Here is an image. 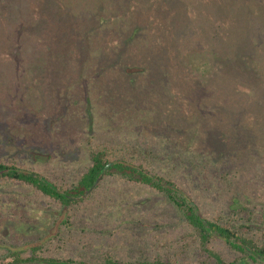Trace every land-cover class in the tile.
I'll return each mask as SVG.
<instances>
[{"label": "rangeland", "instance_id": "374dc122", "mask_svg": "<svg viewBox=\"0 0 264 264\" xmlns=\"http://www.w3.org/2000/svg\"><path fill=\"white\" fill-rule=\"evenodd\" d=\"M4 1L0 37L11 38L20 29L25 35L18 43L41 51L49 38L47 43L66 58L63 77L68 82L61 92L52 90L45 69L37 71L34 66L22 78L11 69L0 74V126L10 125L8 131L0 130V158L53 176L63 170L72 179L79 167L74 156L84 150L83 137L102 130L113 138L157 143L178 154L188 151L198 163H186L173 173L177 177L183 168L185 175L177 179L185 182L207 217L227 212L232 199L238 206L264 208V0H179L181 9L172 5L171 15L162 14L163 0H128L113 8L109 0H61L58 15L46 8L40 15L35 11L39 0H10L11 5L3 8ZM104 6L108 8L102 20L99 9ZM153 11L161 14L156 15L157 25L149 21ZM138 14L143 18L137 23L138 32L142 40L148 39L145 46L137 44L142 61L148 62V52L160 46L162 53L171 51V55L165 65L159 62L158 68L146 72L149 78L140 100L117 103L106 89L114 80L102 71V64L113 60L111 53L115 59L120 53L130 66L135 64L129 15ZM61 31L63 38L50 39ZM147 65H141L145 71ZM203 89L212 99L202 97ZM203 100L204 126L198 121ZM60 102L64 114L62 110L60 121L52 125L49 139L39 142L43 136L30 116L42 111L52 114ZM178 102L186 107H177ZM180 108H186L187 114L178 112ZM233 118L239 125H233ZM53 136L59 147L53 145ZM49 155L53 160L47 165ZM207 168L214 188L202 194L194 185L201 182L198 171ZM214 174L219 175L218 183ZM120 183L101 185L75 216L24 185L0 182V249L27 251L40 245L47 255L91 258L97 254L95 248H110L120 259L184 249L189 231L176 212L146 188ZM68 215L72 230L59 238L60 225ZM216 249L226 260L235 256L223 243ZM195 251L188 253L196 262ZM239 264L254 263L245 259Z\"/></svg>", "mask_w": 264, "mask_h": 264}, {"label": "trees", "instance_id": "16d2710c", "mask_svg": "<svg viewBox=\"0 0 264 264\" xmlns=\"http://www.w3.org/2000/svg\"><path fill=\"white\" fill-rule=\"evenodd\" d=\"M103 1L102 3L104 4ZM123 1L127 3L128 0H109L108 6H115L117 3H122ZM163 1V15H171L170 9L172 5H175L179 10L181 9L179 7V0ZM0 2L2 4L3 0H0ZM9 4L11 5L10 0H5L3 8L9 6ZM61 4V0H39L35 11L38 10L39 14L43 15L45 12L42 8H46L48 12H51L53 9L55 14L58 15L61 12L59 10V7L62 8ZM108 6L99 9L102 20H105L104 13ZM112 6L111 8H113ZM159 6L161 9V5ZM166 9L169 10L167 14L165 13ZM156 15L161 14L154 11L151 13V17H149L151 24H158L155 23L159 18ZM129 16L132 21L129 27L132 24L134 25L132 30L129 31L132 34V38H135L132 49V58L135 64L132 61L134 65L130 66L127 62L122 61L123 57L120 53L117 57L118 59H115V56L111 53L109 58L113 60L109 64L108 61L102 64V71L106 70L105 73L107 72L106 74L110 75L111 80H114L113 85L109 84L106 89L108 93L112 94L114 101L117 103L125 102V99L140 100L141 94L143 91H146L145 87L149 78L146 72L150 73L151 68H158L159 62H163L162 64L165 65L169 61L167 58L171 55V51L168 49L169 44H167L169 45L167 46V51L170 52L166 53L165 51L162 53L161 46L158 47L157 42H155V46L159 49H153L148 54L146 53L148 62H143L142 53L139 51L137 45L142 46V43L145 46L148 42V39L142 40L143 36H141V32H138L139 27L137 23L142 22L143 18L139 14ZM72 23L73 25L76 24L75 21ZM5 28L7 29V27ZM150 34L153 35L154 30ZM24 35L20 29H15L11 38L0 37V74L11 69L17 74L18 78H22L21 76H24L28 68L30 69L34 66L39 71L42 67L45 69V73L49 75L48 79L51 80L49 86L52 90L61 92L65 88L67 89L66 84L68 81L64 79L65 73H67L65 71L66 65H64L66 58L64 57L63 60V57L59 56L57 49L52 48L47 43L49 38L44 43L42 51L45 52H42L35 45L18 43L23 40ZM63 37L61 31L50 37V39L55 41ZM233 40H237L235 36H233ZM111 44L114 45L115 42H111ZM153 58H155L154 62L149 63ZM146 63L148 65L145 71V68L141 65H145ZM31 71L32 69L29 70V74H31ZM142 72H145V75H142ZM112 74L115 75L111 76ZM139 77L142 78L139 79ZM142 80L144 83L141 82ZM115 84L116 87H112ZM203 91V94L201 93L203 98L212 99L204 89ZM146 96L151 97L149 92ZM65 97L68 98L67 93H65ZM205 102L206 100H203L200 106ZM178 103L177 107H186L182 102ZM58 109V111H52V114L42 111L36 112V117L34 115L30 116L31 123L43 136V138L40 137L38 139L39 142H42L44 138L49 139L52 125L54 122L60 121L59 116L62 110L63 114L65 110L62 109L61 102L58 105ZM218 109H220V112H225L223 108ZM187 111L186 108L178 110L183 115L187 114ZM204 112L206 111L201 106L199 108L198 121L199 125L203 126L205 119L202 118L201 114L205 115L206 113ZM2 115V111L0 110V120L3 118ZM232 122H234L233 125L238 124L237 118H233ZM4 124V128L0 126V130H3V133L5 130L8 131L10 127L8 123ZM226 124L228 122L223 123V125ZM55 137L53 136V145L59 147V144H56ZM82 143L84 150L82 152L79 150V153L74 156L79 167H77L72 179L69 178L68 172L63 170V173L53 176L51 172L43 173L33 166L22 164L20 161L0 158V182L24 185L30 192H35L41 198L47 199L53 204H58L60 208H65L68 214L75 213V216L78 215L79 208L89 202L95 196L98 188L106 182L116 181L121 182L120 184L123 185L146 188L152 193L153 197L160 198V200L165 202L167 207L172 208L176 212V215L185 222L187 227L185 229L189 232L185 236L188 240L184 238V240H187L183 246L184 249L180 247L172 254L169 252L165 254L156 252L153 255L142 254L136 257V259H120L113 255L110 248L101 251L95 248L94 253L97 252V254L91 258H78L76 255L71 254H67L66 256L47 255L43 252L42 246L35 245L29 247L27 251L0 249V264H239L241 260L245 259L251 260L254 264H264V208L260 209L254 204H240L238 206L236 200L232 199V202L229 203L228 211L221 213V216H205L200 207H198V202L186 189L185 182L180 180L185 175L183 168L179 170L177 177L173 173L176 172L174 171L176 170L175 168L185 167L186 163H189V165L198 163L188 151L185 150L183 153L178 154V152H172L173 148H162L157 143L145 145L141 144L139 139L113 138L102 130L86 134L83 137ZM230 143L231 141L228 142V145ZM224 146L225 144H223ZM51 160H53V156L49 155L46 164H51ZM186 169H189V166H186ZM208 169L198 171L201 182H195L194 185L202 194H205L207 191L211 192L214 188V181L210 179L211 175ZM213 176L218 179V183L219 175L214 174ZM179 182L180 184H178ZM72 224L73 220L68 215L60 225L58 233L60 236L58 237L64 238V234L72 230ZM218 243H223L235 256L229 260L223 258L216 249ZM190 250H196L195 252L199 257L196 262L189 255L188 251Z\"/></svg>", "mask_w": 264, "mask_h": 264}]
</instances>
